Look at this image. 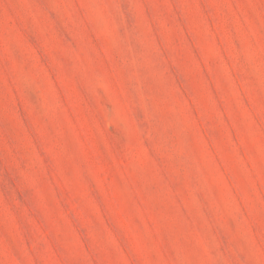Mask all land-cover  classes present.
<instances>
[{
    "label": "rangeland",
    "instance_id": "rangeland-1",
    "mask_svg": "<svg viewBox=\"0 0 264 264\" xmlns=\"http://www.w3.org/2000/svg\"><path fill=\"white\" fill-rule=\"evenodd\" d=\"M0 264H264V0H0Z\"/></svg>",
    "mask_w": 264,
    "mask_h": 264
}]
</instances>
